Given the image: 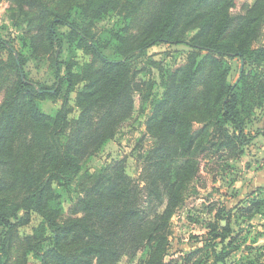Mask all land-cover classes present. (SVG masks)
Returning a JSON list of instances; mask_svg holds the SVG:
<instances>
[{
	"label": "trees",
	"instance_id": "trees-1",
	"mask_svg": "<svg viewBox=\"0 0 264 264\" xmlns=\"http://www.w3.org/2000/svg\"><path fill=\"white\" fill-rule=\"evenodd\" d=\"M10 1L11 17L28 25V49L50 56L56 81L48 89L29 80L24 57L0 36V264H120L141 251L136 264H229L239 248L232 218L264 216L263 188L220 208L202 246L166 258L172 219L202 172L239 160L256 138L246 126L264 118V0L237 15V0ZM111 13L123 26L99 31ZM156 45L189 52L179 64L146 58L140 67ZM136 93L150 102L145 124L153 139L139 154V176L126 157L113 159L67 209L60 189L69 190L115 138ZM47 97H61L54 113L42 109Z\"/></svg>",
	"mask_w": 264,
	"mask_h": 264
},
{
	"label": "rangeland",
	"instance_id": "rangeland-1",
	"mask_svg": "<svg viewBox=\"0 0 264 264\" xmlns=\"http://www.w3.org/2000/svg\"><path fill=\"white\" fill-rule=\"evenodd\" d=\"M256 0H237V5L231 9L233 15L241 13L244 6H251ZM11 1H0V36L14 45L18 53L25 59V71L29 80L42 84L51 89L56 81L50 56H34L28 49L26 32L28 25L25 18H12L10 12ZM123 26L122 18L114 13L109 14L103 21L98 22L96 27L99 31L104 29H118ZM264 33V26H263ZM264 41V36H263ZM26 43V46H25ZM189 48L184 45H156L151 47L146 56L140 59V67H144L146 58L157 61L164 65H173L184 62ZM106 53L114 56L111 49ZM68 57V54L66 58ZM233 77L238 76L239 64L233 63ZM156 87L153 96L158 98L163 93L160 86L159 74L153 70ZM5 75L13 77L14 72L5 71ZM2 83L7 84V80ZM5 89L0 90V104L4 98ZM152 96V98H153ZM135 109L133 115L120 127L114 139L104 144L100 151L89 159L85 164L79 178L73 183L69 190L60 189L62 199L68 209L72 201L79 195L81 187L88 184L90 175L97 174L104 165L113 159L126 157L127 167L131 174L136 177L141 171V163L138 161L141 151L149 148L153 139L146 133V118L150 112V102H143V95L135 94ZM151 98V99H152ZM61 105V97H47L41 101L44 112L54 113ZM262 116V115H261ZM246 126L248 133L256 134L255 140L245 150L239 160H233L223 166H219L215 174L202 172L196 185L195 193L189 197L183 208L173 217V235L171 238L170 255L166 261H170L180 252H188L196 247L202 246L203 235L207 233L208 223L213 220L220 208L233 209L240 201L246 203L247 196H256L259 189H264V181L256 182V171L261 163H264V118L263 116ZM213 176L215 178H213ZM256 182L258 186H255ZM264 194V192H260ZM239 221V222H238ZM235 220L232 218L236 244L239 248L229 259V264H242L251 260L264 261V216H257L251 221ZM225 223V220L222 221ZM256 242V243H254ZM141 251L136 260L132 262L125 258L120 264H136L139 258L144 257Z\"/></svg>",
	"mask_w": 264,
	"mask_h": 264
},
{
	"label": "crops",
	"instance_id": "crops-1",
	"mask_svg": "<svg viewBox=\"0 0 264 264\" xmlns=\"http://www.w3.org/2000/svg\"><path fill=\"white\" fill-rule=\"evenodd\" d=\"M256 182L259 180L264 181V163L260 164V167L257 169L256 171ZM256 182H253L255 184V186H258V184Z\"/></svg>",
	"mask_w": 264,
	"mask_h": 264
}]
</instances>
